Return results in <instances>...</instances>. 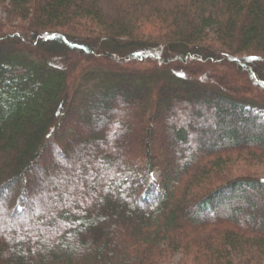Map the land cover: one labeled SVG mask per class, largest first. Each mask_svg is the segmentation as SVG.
I'll list each match as a JSON object with an SVG mask.
<instances>
[{
	"label": "trees",
	"instance_id": "trees-1",
	"mask_svg": "<svg viewBox=\"0 0 264 264\" xmlns=\"http://www.w3.org/2000/svg\"><path fill=\"white\" fill-rule=\"evenodd\" d=\"M0 2V264H264V0Z\"/></svg>",
	"mask_w": 264,
	"mask_h": 264
},
{
	"label": "rangeland",
	"instance_id": "rangeland-1",
	"mask_svg": "<svg viewBox=\"0 0 264 264\" xmlns=\"http://www.w3.org/2000/svg\"><path fill=\"white\" fill-rule=\"evenodd\" d=\"M8 4L0 2V19L5 20L7 17V6ZM159 64L156 61L153 60H149V59H136L133 62H130L129 66L130 67H134L137 69H146L148 67H151L153 65ZM235 78L239 79V81L241 83H246V78H241L239 76H235ZM246 88H248L247 90H252V92H250V94H257L256 92H259V90H255V88H252L249 85H245ZM245 90V89H244ZM243 90V91H244ZM261 97L264 96V92H260ZM129 123V122H128ZM126 122H122L123 125H125V127L127 128V130L129 132H133V126H135V124H131L129 125ZM121 124V123H118ZM257 134H260L259 132H257ZM235 168H239V171H245L250 173L253 176L256 177H263L264 178V157L259 158L257 162L253 163L252 165L250 164H241L240 166H237ZM154 176L156 178H159V171H155L154 172ZM9 196V194H7ZM2 204H0L1 206ZM9 211H3L2 214H7ZM246 213V212H245ZM1 214V212H0ZM264 216V211H262L261 213ZM1 217V216H0ZM263 220V219H262ZM0 221H2V219L0 218ZM196 261L194 260V257L190 256V255H185L182 252H177L174 255L170 256V257H166L165 259H163L162 264H195Z\"/></svg>",
	"mask_w": 264,
	"mask_h": 264
}]
</instances>
